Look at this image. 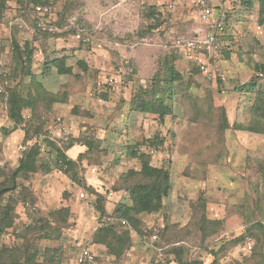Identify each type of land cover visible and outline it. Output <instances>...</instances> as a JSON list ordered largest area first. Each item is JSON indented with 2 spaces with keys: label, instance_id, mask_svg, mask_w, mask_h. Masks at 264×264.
I'll list each match as a JSON object with an SVG mask.
<instances>
[{
  "label": "rangeland",
  "instance_id": "374dc122",
  "mask_svg": "<svg viewBox=\"0 0 264 264\" xmlns=\"http://www.w3.org/2000/svg\"><path fill=\"white\" fill-rule=\"evenodd\" d=\"M27 1L19 5L7 0L6 9L26 24L14 27L10 36L0 28V60L13 73L12 41H29L35 47L32 68L58 101L47 107L45 97L34 109H24L19 134L5 143L14 122L7 95H0V185L9 183L5 181L24 148L43 133L58 146L72 138L74 146L82 147L75 157L67 154L78 160L85 186L55 166V147L45 137L39 139L40 162L48 161L51 171L18 177L16 189L0 203L16 198L15 227L26 219L33 225L38 217L48 218V224L27 233L24 227L16 234L14 227L0 234V250L19 248L13 255L0 256V264H8L12 257L24 263L26 251L35 256L34 264H76L80 248L90 245L91 234L100 225L98 194L104 197L107 215L118 203H131L122 175L140 169L138 153L152 165L170 170L171 191L159 212L140 215L141 230L132 233L139 254L124 257L130 248L121 256L97 252V264H188L194 259L204 264H264V132L234 126L248 123L245 107L255 96L239 86L258 76L262 70L257 65L264 62V23L259 22L257 2L248 12L241 0L210 1L214 9L219 3L228 12V32L220 37L218 56L202 57L211 65L209 78L178 45L180 36H192L202 24L193 0H52L54 34L40 33L34 26L32 3ZM151 6L163 9L157 22L147 16ZM48 55L66 56L75 73L60 74L52 67L43 75ZM172 66L181 75L168 99L172 113L163 122L157 114H135V95L161 80ZM12 73L6 94L20 89L26 96L40 90L30 75ZM259 83L264 89V77ZM24 130H29L28 143ZM87 135L95 139L94 149L82 144ZM150 139L162 143L153 145ZM5 144L13 151L7 154ZM27 202L35 210L25 216ZM60 208L69 212L51 215ZM127 225L116 226L123 230Z\"/></svg>",
  "mask_w": 264,
  "mask_h": 264
},
{
  "label": "trees",
  "instance_id": "16d2710c",
  "mask_svg": "<svg viewBox=\"0 0 264 264\" xmlns=\"http://www.w3.org/2000/svg\"><path fill=\"white\" fill-rule=\"evenodd\" d=\"M23 0H17V4H26L22 2ZM256 0H241L243 6L248 8H252L255 4ZM52 0H28L27 3H32V12L34 13L33 18L35 19V5L41 4H51ZM7 0H0V13L3 14L5 12L11 11L10 9H6ZM259 5L258 17L259 22L264 23V0H257ZM13 12V11H11ZM161 14L157 12L155 6H151L150 10L147 13V16L157 22L160 18ZM20 17L16 13H13L11 18ZM23 18V17H21ZM63 18V17H61ZM52 26L57 23L51 22ZM157 25H151L149 28H153ZM153 26V27H152ZM40 33L45 34H54L52 32L47 31H39ZM13 49L15 51L14 59H15V67L14 72H21L25 75H30V80L36 89H40L37 93L29 91L28 95H24L20 89H12L10 93L6 94V98H8V104L10 106V118L14 122V127L12 130L17 129L20 125L24 124L23 118V110L26 108L34 109L38 102V99L47 98L48 105L54 104L58 101L57 97L54 93L46 91L44 85L41 80H39L38 75L32 68V63L34 62V50L35 47L29 41H25L24 44L19 43L17 39L12 41ZM66 56L63 57H55L52 58L49 55L45 57L44 70L43 75H48L52 67L57 69V72L60 74H72L74 72V68L72 65H67ZM81 66L86 68V64L82 61L80 62ZM199 69V66H196ZM257 69L262 70L264 73V62L257 65ZM169 72L164 75V77L153 83L151 87H147L146 89L140 90L139 94H136L132 100V105L134 111L142 112V113H152L157 114L160 118V121L163 122L165 116L172 113V107L168 104V99L171 98L172 89L174 88V82L177 79L181 78V75L178 71L174 69V66L170 67ZM13 72V73H14ZM12 73V72H11ZM12 73V74H13ZM259 75L256 77H252L249 82L240 85L239 90L244 93L254 92L255 96L251 97L247 102L248 104L245 107V110L248 112L250 116V120L248 123L237 122L234 126L240 130H249L252 132H264V89L260 87L259 83ZM47 94V96H44ZM3 95V94H2ZM228 121H226L225 126H228ZM38 128L36 131H40ZM25 131L24 140L26 143L30 141L29 130ZM5 133H8V129H4ZM63 140V139H62ZM45 141L49 142L56 149V167L64 170L72 181L79 183L80 185H84V181L80 178L79 172L77 170L78 160L68 156L67 152L70 148L74 146V139L68 138L67 140H63L64 146H58L54 143V140L48 135L45 137ZM39 139L30 145H27L19 158L18 166L13 170L10 177L6 179L9 182L8 184L3 183L0 185V200H2L6 193L16 189L17 187V178L24 176L28 177L29 174L37 172L39 170L49 172L51 171V166L48 161H41L39 159L41 153V146ZM82 144L87 146V150L94 149L95 147V139L90 135L81 140ZM153 145H157L159 142L162 143V140L158 142V140H149ZM137 150L132 149V155L137 156ZM141 158L140 169L135 170L131 169L122 175L123 180V188L129 192L131 203H118L110 215H107L106 207L103 204V195L98 194V201L96 204V208L100 211V225L96 229L93 235V242L102 243L106 246L107 251L110 255L121 256L126 250L131 247L132 242V233L135 231L138 233L141 229L142 225L141 214L147 213H156L159 212L164 206V198L169 195L171 191V173L167 167L154 166L148 160L144 158V155H140ZM83 155V153L79 154V158ZM93 190V189H92ZM27 189L23 188L22 192H26ZM26 197V196H25ZM16 204L17 200L13 197H9V201L6 204L0 203V234L7 232L8 229H13L16 224L15 212H16ZM69 211L67 208H60L54 214H67ZM112 217L115 220L125 219L126 224H128L125 229L120 230L117 228V224H106L104 222L105 217ZM48 218L38 217L33 225L26 226L27 229L24 231L36 230V228H45L43 224H48ZM128 222V223H127ZM39 224V225H37ZM41 224V225H40ZM39 226V227H38ZM24 228V229H25ZM15 232V231H14ZM22 232V231H21ZM23 232V234H24ZM20 234V233H16ZM26 235V234H25ZM49 237L48 234L45 235ZM238 240H243L240 237ZM15 249L19 248H9L2 247L0 250V256L4 255V253H11V255L15 254L14 251H18ZM26 260L24 263L21 262L19 258L12 257V260L8 264H29L35 263V256L32 254L25 252ZM45 264V263H43ZM188 264H204L202 260H191Z\"/></svg>",
  "mask_w": 264,
  "mask_h": 264
},
{
  "label": "built area",
  "instance_id": "2783aa9c",
  "mask_svg": "<svg viewBox=\"0 0 264 264\" xmlns=\"http://www.w3.org/2000/svg\"><path fill=\"white\" fill-rule=\"evenodd\" d=\"M196 6L199 9V16L202 24L197 26L194 34L192 36H180L178 38V45L180 47L181 52L184 56L187 57H197L200 55L201 57H212L218 56L221 50V35L226 34V27L228 21V12L224 9L219 8L217 14H214V7L212 6L210 0H193ZM35 24L34 26L41 30L47 32H55L57 29L54 25L52 26L50 19L52 14V5L46 4L35 5ZM0 24L2 27V31L5 35L10 36L11 31L14 27H24L25 21L21 17L11 18L7 14V12L1 14L0 16ZM199 60V59H198ZM6 64L0 60V95L5 94L6 87L10 82V72L5 68ZM199 70L207 77H212V68L208 60H204L201 58L198 62ZM260 77H264V73H259ZM45 135L43 133L39 134V139L44 138ZM24 215L27 216V212H32L35 210V207L30 203H25L23 205ZM24 221L20 226H16L13 231L15 233H20L22 229L29 225V222ZM104 222L106 224H117V225H125L126 220L120 219L115 220L112 217H105ZM253 243L248 240L247 241V250H251L253 248ZM77 264H97L96 254L89 247H82L76 257Z\"/></svg>",
  "mask_w": 264,
  "mask_h": 264
},
{
  "label": "crops",
  "instance_id": "0c3cea01",
  "mask_svg": "<svg viewBox=\"0 0 264 264\" xmlns=\"http://www.w3.org/2000/svg\"><path fill=\"white\" fill-rule=\"evenodd\" d=\"M110 0H106V2H109ZM211 1V0H210ZM100 2H103L102 0H100ZM256 2H257V0H256ZM193 4H195L194 2H193ZM258 4V3H257ZM255 5V4H254ZM219 6V3H217V5H216V9H215V11H214V14L216 15L217 14V11L216 10H218L220 7H218ZM256 6V5H255ZM243 7H245V9H247V11L248 12H250L252 9L254 10V6L252 7V8H248V7H246V6H243ZM257 7V6H256ZM157 9V12H159L161 15H162V13H163V9H161L160 7H157L156 8ZM258 10H259V5H258ZM200 13V12H199ZM199 13H198V18H199V20L201 21V19H200V16H199ZM7 14L9 15V16H12V14H13V12H11V11H8L7 12ZM0 16H1V13H0ZM33 16H34V13H33ZM158 17H160V16H158ZM23 20H24V18H22ZM152 21H154L153 19H152ZM52 22H53V20H52ZM0 28H1V24H0ZM220 52H221V50H220ZM188 61H196V64L198 65V62H197V60L199 59V60H201V56L199 55L197 58L198 59H196V57H187V56H184ZM201 57V58H200ZM36 74L38 75V78L40 79V77H39V74L36 72ZM142 112H136L135 114H141ZM11 119V118H10ZM20 127V126H19ZM4 129H5V127L3 128V131H4ZM13 129V128H12ZM19 128H17V129H15V130H11V132H10V134H9V138L7 137V140H5V143L6 142H8V140H10V139H12L15 135H18L19 133H18V130ZM8 132V133H9ZM7 133V134H8ZM3 148H4V151L5 152H7V154L9 153V151H13L12 150V148L11 147H8V146H6V144L3 146ZM81 150H83L82 149V147L80 146V147H78V146H73L72 148H70L68 151V153H71V154H73L72 156L73 157H75L74 155H75V153H79V152H83V151H81ZM18 163H19V160H18ZM18 166V165H17ZM93 235H94V232L91 234V242H90V245H84V246H89L94 252H95V254H96V257H97V252H105L106 250H107V248H106V246L104 245V244H102V243H95V242H93V240H92V238H93ZM132 242H133V245H131V247H130V249L128 250V253H127V255H124V257H126V258H129V259H131V258H133L134 257V255H136L137 253L139 254V248L138 247H136V244H137V242L135 241V239H134V236L132 235ZM84 246H82V247H84ZM81 247V248H82ZM80 248V249H81ZM129 259H128V261H129ZM76 264H77V261H76Z\"/></svg>",
  "mask_w": 264,
  "mask_h": 264
}]
</instances>
